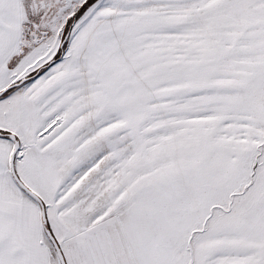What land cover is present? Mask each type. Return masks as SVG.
Wrapping results in <instances>:
<instances>
[{
  "label": "snow or ice",
  "instance_id": "6c2138e0",
  "mask_svg": "<svg viewBox=\"0 0 264 264\" xmlns=\"http://www.w3.org/2000/svg\"><path fill=\"white\" fill-rule=\"evenodd\" d=\"M0 264H264V0H0Z\"/></svg>",
  "mask_w": 264,
  "mask_h": 264
}]
</instances>
